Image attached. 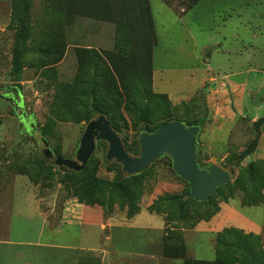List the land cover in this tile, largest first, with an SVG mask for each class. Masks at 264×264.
<instances>
[{
  "label": "rangeland",
  "instance_id": "374dc122",
  "mask_svg": "<svg viewBox=\"0 0 264 264\" xmlns=\"http://www.w3.org/2000/svg\"><path fill=\"white\" fill-rule=\"evenodd\" d=\"M164 1L181 13L199 0ZM212 1L200 0L197 14L211 8ZM215 2L231 5L225 9L231 36L223 45L236 47L237 34L244 46L258 45L252 62L256 72L243 73L242 79L232 74L225 90L174 101L158 92L190 85L186 71L195 58L189 53L204 59L200 46L205 35L190 49L185 30H179L159 0H150L151 12L144 0L147 38L121 18L113 0H0V264L67 263L64 250L26 245L73 244L81 238L74 227L66 228L70 233L49 232L48 227L58 228L63 221L66 202L87 210L84 241L103 248L104 258L95 252L81 259L77 255L81 263L212 261L213 233L231 228L251 232L252 238L247 243L231 237L228 264H264V126L250 155L238 164L227 160L230 148L239 153L253 139V123L264 116V0ZM237 22L243 25L236 28ZM151 60L156 80L163 78L155 89L150 86ZM99 109L129 151L139 145L140 134L166 119L196 123L197 161L228 171L230 182L196 203L184 200L188 184L175 174L167 156L136 178L124 176L123 188L114 185L116 172L107 168V143H96L80 171L46 160L44 144L54 155L75 158L84 129ZM32 124L35 133L30 135ZM32 194L38 218L26 206ZM5 223L11 229L5 230Z\"/></svg>",
  "mask_w": 264,
  "mask_h": 264
},
{
  "label": "crops",
  "instance_id": "0c3cea01",
  "mask_svg": "<svg viewBox=\"0 0 264 264\" xmlns=\"http://www.w3.org/2000/svg\"><path fill=\"white\" fill-rule=\"evenodd\" d=\"M159 1L170 12V14L175 17L176 24L179 30L180 29L185 30L186 33L185 39L191 41L192 43L190 49L196 48V40L198 36L205 35L204 36L205 42L200 46V48L203 50L204 59L202 61L199 58H196V56H194L193 53H189V55H192V58H195V60L192 61L193 65L190 66L189 71H186L189 74L187 79L190 80L189 81L190 85L178 92L172 91V93H167L163 91V89H161V92L158 93L168 95L174 101H180L183 98H190L197 92H202L204 95H206L208 92L210 91L212 92V90L216 88H220V89L223 88L225 90L226 88H228L229 85L232 84V80H231L232 74H236L237 77L241 78V74L243 73L247 75L250 72H256L255 71L256 66L254 65L255 63L253 62V57H254L253 51L257 50L258 45L257 47L255 45H251L250 47L249 45H247L248 46L247 48V46L243 45L244 42L242 38L237 34V32L235 33L233 32L234 35L237 34L233 36V40L238 42L236 47L227 48L226 45H223V42H227V39L229 37L228 35L231 36V30L229 31V29H227L229 25L228 23L229 21H231L230 17L228 16L230 15V13L227 14L225 10L227 8L226 6L231 8V5H229L230 3L228 4L216 3L215 2L216 0H213L211 2L212 7L211 8L208 7L206 12H204V14L200 13L201 15H198L197 13L199 12H196V10L194 9L196 5H198V2L194 6H192L191 9L184 10L181 13H177L165 1L163 0H159ZM150 8L152 9L151 3H150ZM191 11H194L193 13H191V15L195 14V17L190 19L188 13ZM213 12L216 13L214 14ZM242 25L243 23L237 22V25L235 26L236 28H238L241 27ZM255 37H258V35H256ZM244 53H245V57H244ZM155 72L156 69H153V64H152L151 75H150L151 89H155V86H157V84H155L157 80L158 82L160 81V83L163 80V78L160 77H158L156 80ZM203 73H205L206 75H201ZM29 200L30 203L26 204V206H29L28 211L32 215L35 214L36 215L35 217L38 218L41 215V213L39 211L36 197L32 194ZM12 201L13 198L11 202ZM11 211L12 208L10 207L6 212L10 214ZM86 211L87 210L80 204H76L73 202H66L64 204L63 221L60 222L59 227L58 228L48 227L49 232L53 235L61 234L62 232L70 233V231L66 230V228L74 227L76 229L77 237L78 235L81 236V238H78V241L76 243L73 244L28 243L26 245L32 247L42 246L54 250H64L66 251L65 253L69 255L68 257L69 261H67V263L65 264H86V263H81V260L78 261L77 255L79 256V259H81L82 257H88V252H95V255L102 257L103 254L101 253L103 251V248L101 245L95 244L96 247L92 248V247H88V243L84 241L83 228H85L84 226L88 225L87 224L88 221L86 220L87 219ZM219 216L220 215H218L217 217ZM63 228L65 229L63 230ZM4 229L9 230L11 229V226L5 223ZM214 231H215L214 229H209V232H214ZM55 255L56 253L52 254V256Z\"/></svg>",
  "mask_w": 264,
  "mask_h": 264
},
{
  "label": "water",
  "instance_id": "95a60500",
  "mask_svg": "<svg viewBox=\"0 0 264 264\" xmlns=\"http://www.w3.org/2000/svg\"><path fill=\"white\" fill-rule=\"evenodd\" d=\"M25 117V115H24ZM200 128L172 120L159 126L152 133H142L139 137L140 152L130 156L123 147L121 138L111 128L104 115L100 114L85 127L80 138L75 158L54 155L48 144H44L42 155L52 160L57 167L80 171L90 159L97 142L107 143L106 160H114L121 165L126 175H134L148 169L162 156H168L177 176L188 184L187 197L205 201L217 188L230 182L228 171L210 164L202 167L197 162V135ZM35 133L34 125L29 134Z\"/></svg>",
  "mask_w": 264,
  "mask_h": 264
},
{
  "label": "trees",
  "instance_id": "16d2710c",
  "mask_svg": "<svg viewBox=\"0 0 264 264\" xmlns=\"http://www.w3.org/2000/svg\"><path fill=\"white\" fill-rule=\"evenodd\" d=\"M113 2L115 3V6L117 7L116 12H119V15L121 16V18L127 19L128 22H131V25H132L133 29L134 30L138 29V31L142 34V36L144 38H147L148 35H149V27H148V24H147V22H148L147 15H146V12H145V6H147V5H145L144 0H113ZM149 3H150V0H149ZM150 12H151V8H150ZM151 20H152V17H151ZM152 24H153V21H152ZM152 54H153V51H152ZM15 63H16V57H15ZM151 69H152V60H151ZM112 72L114 73V77L117 79L118 83H120L122 85L121 78H119V73L116 70H114L113 67H112ZM150 75H151V71H150ZM150 86H151V77H150ZM116 96H118L117 93H116ZM98 112H99V115L100 114H102V115L105 114V112L102 109H99ZM105 118H106V116H105ZM172 120H174V119H166L162 124L167 123V122L172 121ZM107 121H108V119H107ZM108 123L110 124L109 121H108ZM162 124H160L158 126H155V127H152V128H147L145 130V132L146 133H152L159 126H161ZM184 124L186 126H192V125H196L197 126L196 123H191V124L184 123ZM110 126L117 133L116 128H114L111 124H110ZM263 126H264V116L258 118L253 123L254 137H253V139L250 142H248V143H246L245 145L242 146L241 152L238 153L239 148H237V147L229 149L227 160H228V162H230V164H232V163L238 164L240 161H242L245 157H247L248 155H250L254 151V149L256 148V145L258 143V139H259V136H260L261 128ZM140 135H139V137H140ZM98 143L100 144V143H105V142L101 141V142H98ZM122 144H123L124 149L126 150V152L130 156L134 157V156H138L139 155V152H140L139 145L133 151H129L127 149V147L124 145L123 142H122ZM197 144H198V138H197ZM198 153H199V151L197 149V154ZM106 163H107V168H108L109 171H115L116 172L117 180H115L114 185H116V186H118L120 188H123L125 186L124 185L125 184L124 176H126L127 178H136V177L140 176L145 171L144 170L143 172L138 173V174H134V175H126L122 171L121 165L119 163H117L116 161H114V160H111V161L106 160ZM198 164H199V162H198ZM62 169L65 170V168H62ZM218 188H217V190H218ZM187 193L184 195V197H185L184 200L185 201H193V202H196V203L201 202V201H196L194 199L188 198L187 197ZM212 195L213 194H211L208 197V199ZM179 201H180V204L183 203L182 200H179ZM213 234H214L213 236L215 238V248H214V250H215V258H214V260H212V261L196 260L194 262H191V261L187 262L185 260L184 264H214V263L215 264H220V263H223V262H226L228 264V262L225 259H227L226 258V253H227L228 249L231 247V240H230L231 237L233 235L241 237L244 240V242H247V243L249 242L248 240H250L252 238L251 232H244L241 229L236 230V229H231V228H223L222 230L217 231V232H215ZM258 239L259 238L257 237L255 240H258ZM233 261L237 262V263L240 262V260H235L234 258H233Z\"/></svg>",
  "mask_w": 264,
  "mask_h": 264
}]
</instances>
